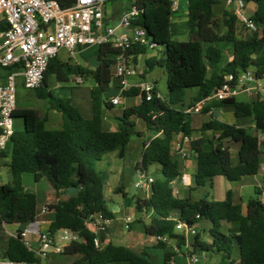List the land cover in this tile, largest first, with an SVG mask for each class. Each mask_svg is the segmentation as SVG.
<instances>
[{
	"label": "trees",
	"instance_id": "obj_1",
	"mask_svg": "<svg viewBox=\"0 0 264 264\" xmlns=\"http://www.w3.org/2000/svg\"><path fill=\"white\" fill-rule=\"evenodd\" d=\"M61 8H70L77 0H55ZM175 1H187L189 40L177 41L172 37L171 26L175 12ZM235 1V0H233ZM255 5L252 19L258 31L240 38L237 35L235 12L225 10L221 21L214 7L222 0H104L105 11L110 6L118 17L132 6L141 10L134 21L147 30L148 39L154 45L151 50L164 46V57L147 59L149 69L160 65L167 71V97L154 96L147 100L138 89L125 92L124 97H139L136 105L127 106L117 116V129L107 131L103 127L105 113L115 105L106 97L112 81L114 58L120 51L109 44L98 48L101 63L97 68L79 66V76H92L95 85L91 89L92 117L85 118L69 98L52 94L50 76L58 81H67L66 69L71 65L56 56L49 62L41 85L34 90L36 97L48 103L49 108L62 116L59 129L46 127L47 114L37 108L21 107L17 101L14 119L20 118L22 126H15L10 149L0 151L9 157L7 168L13 169V179L0 184V226L5 224H29L38 215V195L25 188L24 174H41L55 189L57 202L49 205L55 210L48 232L54 236L59 230L70 229L79 232L82 240L73 241L64 248L63 255L73 258L69 264H156L149 248L135 250L125 245L109 243L97 248L95 234L86 223L101 213L113 220L117 213L109 205L105 195V183L98 164L107 153L118 151L124 157L132 135L136 133V120L152 132L138 164L144 171L153 164L161 166V177L153 183L148 197L135 198L138 213L152 210L154 215L144 231L153 237L168 236L177 248L186 246L185 235L177 230L178 223L187 227L197 225L201 219L211 222L210 242L201 240V233L193 236L192 248L188 254L198 251L218 254L219 262L214 264H235L233 248H239V264H264V194L263 187L254 188L243 209L235 203L233 191L227 192L224 200L210 201L208 194L197 199L191 196H174L173 182L181 175L180 162L174 154L177 137H192L193 114L186 108L214 95L221 88L228 75H238L248 69L255 70L257 80L264 79V0H242ZM108 21V20H107ZM8 28L0 20V32ZM232 44V59L228 60L219 43ZM148 48L136 47L129 54H145ZM18 67L0 68V82ZM156 85V84H155ZM23 87V82H18ZM25 89V88H24ZM195 89V95L186 105L188 90ZM33 91V90H32ZM156 92H159L156 87ZM232 108L236 118H252L255 125L240 126L220 120L219 117L202 123L198 131L201 136L191 139L189 146L196 161L195 188L213 187L214 178L225 177L228 181H240L247 176L261 172L264 145V99L240 101L237 96L207 102L202 112ZM1 132V130H0ZM242 142L240 150L226 146L225 142ZM264 144V142H263ZM264 181V170L262 173ZM192 189V191H194ZM72 191L67 199L61 196ZM199 216V218H197ZM222 222L231 224L227 233L221 230ZM1 228V227H0ZM22 229L16 236L8 238V246L0 251V258H9L21 264H41V259L23 240ZM168 241L159 240L154 248H168ZM61 255V254H60ZM174 252L167 250L162 264H170Z\"/></svg>",
	"mask_w": 264,
	"mask_h": 264
},
{
	"label": "built area",
	"instance_id": "obj_2",
	"mask_svg": "<svg viewBox=\"0 0 264 264\" xmlns=\"http://www.w3.org/2000/svg\"><path fill=\"white\" fill-rule=\"evenodd\" d=\"M231 3L233 0H226ZM178 10V1L172 7ZM141 14V10L135 5L123 11L116 24L108 23L104 0H77L70 8H61L55 0H0V20H5L8 28L0 32V68L18 67V70L6 75L0 82V151L6 150L14 135L15 123L14 113L17 108L18 80L22 79L23 86L27 90L38 88L48 69L52 58L58 56L62 49L73 53L79 47H101L109 44L118 49L120 53L115 56L112 66V76L119 80L118 90L121 96L110 98L113 105H120L125 92L135 88L147 100L154 96L160 98L161 94L156 92L154 82L139 80L131 82L129 77L138 74L134 60L136 55L129 54L136 47L153 48L148 39L146 28L134 23ZM235 14L241 22L251 31H258L255 21L244 14L243 8L235 9ZM142 72H140V75ZM82 78H78L81 82ZM255 70L248 69L238 75H228L225 83L213 96L198 102L193 107L186 108L187 113H201L204 105L215 99L222 100L230 96H237L241 92L253 93L257 82ZM139 98V97H138ZM191 137L180 135L176 141L177 150L182 152L184 145L189 144ZM264 135H260V145L263 147ZM155 177L147 172H140L135 182L136 188L141 190L145 197L151 194ZM0 184L1 180H0ZM264 200V194L262 195ZM48 207L43 208L46 212ZM199 218V216H197ZM111 219L105 218L98 213L87 223L99 226L101 223H111ZM134 219L131 215L124 218L125 228H130ZM86 223V224H87ZM5 225V224H3ZM29 226V225H28ZM177 230L186 237L185 249L193 247L189 238L198 233L196 225L187 227L178 223ZM63 243H58L56 235L52 236L48 230H32L27 227L22 232L26 245L35 252L46 264L50 261L52 254H62L67 244L73 241H81L82 238L77 231L63 229ZM36 234L37 245L27 239L28 234ZM156 241L172 242L168 236L154 237ZM94 245L102 248L99 238L95 236ZM187 252V251H186ZM200 256L197 252L188 254L187 264H198ZM0 264H21L9 258H0ZM174 264V260L170 261Z\"/></svg>",
	"mask_w": 264,
	"mask_h": 264
},
{
	"label": "rangeland",
	"instance_id": "obj_3",
	"mask_svg": "<svg viewBox=\"0 0 264 264\" xmlns=\"http://www.w3.org/2000/svg\"><path fill=\"white\" fill-rule=\"evenodd\" d=\"M225 3L226 0H223ZM230 5V11L234 12V7H231ZM223 5H218L214 7V10L217 12L218 18L221 20L223 18V11H224ZM255 5L253 3H249L247 5V9L245 10V15L248 16L250 14V9H254ZM182 10V9H181ZM178 11L175 16L177 15L178 18L175 16L173 17V21L177 19L179 23H172V34L177 41H187L189 40V37L187 35L186 25L180 21L185 20V15L183 14V11ZM184 15V16H183ZM106 16H108V21H111L116 17V13L113 12L112 7H108L106 11ZM236 30L238 36L244 35L245 37L250 36L253 32L248 29L240 20L236 22ZM223 47L230 53V49L228 47V44H223ZM96 47L84 50L82 52H74L70 53L66 49H62L59 52V59L64 63H69L72 67L71 69H66L68 80L67 81H58L55 75L50 76V83H51V90L52 94L56 97H60L63 99L69 98L72 100L73 104H75L81 114H83L85 117L90 115V108H91V98H90V89L95 84V80L92 76H86L82 83L78 82V66L79 65H85L86 62L90 61L93 57L94 53L96 52ZM164 46H159L155 50H153L150 53L140 54L139 55V62L136 66V69L138 71V74L135 76H131L128 78L129 81L133 82L136 81L138 78L141 77L140 72L144 73L146 76L147 81L154 82L156 84V87L161 94L163 98L167 97L168 93V83H167V71L165 67L157 65L153 69H149L147 65V59L151 56H155L158 59H161L164 57ZM93 53V54H92ZM264 82V79L261 80ZM120 82L118 79L112 76V81L110 84V87L106 93V95L110 94L111 92H116L119 96L121 94L120 91H117L115 87L119 86ZM195 93V89L188 90L187 93V99H186V105L190 101V97L192 94ZM18 97V103H20L21 107H30V108H37L41 111L42 114L49 113L48 109V103L44 100H40L36 97L34 90H27L23 88L18 89L17 93ZM239 99L242 100H249L251 98H248L245 94H239ZM138 97H124L122 99V102L120 105H116L113 110H108V113L110 116H113L114 113L121 114L123 109L127 107L130 104H133L134 102H138ZM222 119L229 123H242L243 121H246L242 126H251L252 119L251 118H236L233 112L232 108H224L223 110ZM207 113H200L197 114L196 117L193 119V124L198 126V128L201 127L202 122L201 120L209 119V116L206 115ZM20 118H15V123L17 124ZM136 120V133L132 135L130 138V143L125 151L124 157H121L119 155L118 151H113L109 155H105V158L98 164V167L103 172H110L109 174L113 177L112 178V184H106L105 185V195L108 200L109 205H113L114 202L119 203L123 205L124 207V214H130L134 215L135 213H138L135 207V198H143L145 197L144 194L136 188L135 182L137 180V165L141 162L142 154H143V143L146 138L145 135L141 133V131L144 129V124L138 119ZM197 133V132H196ZM10 145L8 146V148ZM174 154L177 156L180 151L177 150V144H174ZM235 150V149H234ZM2 163V159L0 158V180L1 183H5L7 179V169L6 166H4ZM264 167V156H263V162H262V168ZM122 173V175H121ZM148 174L151 176H154L155 178L161 177V166L158 164H153L148 167ZM23 182L26 189L37 193L39 197V203L40 207L42 203L48 199L49 192L52 190V192H55V189L51 187V184L44 179L41 182H36V174H24L23 175ZM256 186L263 187L264 190V181L263 176L259 173L255 176H247L243 178L240 181H228L223 176H218L214 178L213 181V187L205 186L200 187L195 192V198L202 197L205 194H208V197L211 201L216 200H224L226 198L227 192L231 189H233L236 193H238L242 197V201L244 203H247L250 197L255 195L254 188ZM72 191H69L66 193V196L71 194ZM112 207V206H111ZM123 216L119 215V218L116 220V224H122ZM140 218V216H139ZM148 220V215L145 214L141 217V219ZM135 222V221H134ZM133 222V223H134ZM221 230L223 232L228 231L227 223L222 222L221 223ZM211 226V222L206 219H201L199 223L196 225L197 230L201 233V240L210 242L211 237L209 234V228ZM12 228V225L7 224L5 227V230H10ZM134 231L137 232L135 235H138V242L136 245H134L132 248L135 250H141L143 248H149L150 253L156 262V264H161L163 262V256L164 253L169 250L171 252H174V256L172 259L174 260V264H183L182 260L183 258H187L188 253L186 252L185 247H182L181 249L177 248L176 243L174 241L169 242L167 249L162 248H152L155 244H157V241H151L148 235L144 234V231L142 229V225L139 222L134 223ZM1 232L3 231V228L1 227ZM121 232L123 235H131L132 230L131 228H125L124 223L121 225ZM133 234V233H132ZM63 231L59 230L56 234V239L58 243H63L62 240ZM4 237H0V248L4 245ZM27 239L29 241H32V244L36 246V242L34 240V237L30 234H28ZM194 241L193 236L189 238V243ZM200 256V262L198 264H205L206 259L208 260L207 264H212L213 262L212 257L209 256V253L206 256L205 252L198 251L197 252ZM233 258L237 260L235 264H239V248L234 245L233 248ZM73 258H68L64 256L63 254H55V258L53 260L54 264H69ZM210 260V261H209ZM41 264H46L45 260L41 261Z\"/></svg>",
	"mask_w": 264,
	"mask_h": 264
},
{
	"label": "crops",
	"instance_id": "obj_4",
	"mask_svg": "<svg viewBox=\"0 0 264 264\" xmlns=\"http://www.w3.org/2000/svg\"><path fill=\"white\" fill-rule=\"evenodd\" d=\"M231 4L232 6L231 7H234V12H235V9L238 8V7H242L243 8V11H244V14H245V10L247 9V5L249 3H246L242 0H235V1H232L231 3L229 2H224L222 0V3L220 5H223L225 8H224V11L227 10V11H230V5ZM108 9V8H107ZM182 9V10H181ZM183 11L184 15H185V20L183 21H180L182 23H184V25H186V30H187V35L189 37V27H188V18H187V1H179L178 2V10L177 11H174L175 14L178 12V11ZM223 11V12H224ZM216 12V11H215ZM255 13V8L254 9H250V14L248 15V17H251L252 18V15H254ZM174 14V16H175ZM217 14V12H216ZM183 15V16H184ZM108 17V16H107ZM176 18H178V16L176 15L175 16ZM118 17H115L114 19H112L111 21H108V23L110 24H116L117 21H118ZM224 18V17H223ZM223 18L221 19V21L223 20ZM238 20H239V17H238ZM179 23V21H177V19L175 21L172 20V23ZM171 33H172V26H171ZM238 35V34H237ZM172 37L174 38L173 34H172ZM240 38H244L245 36L244 35H241V36H238ZM175 39V38H174ZM177 40V39H175ZM188 41V40H187ZM223 44H228V47L230 49V53H228V51L225 49V47H223ZM219 47L223 48L225 50V54H226V57L228 58V60H231L232 59V44L231 43H219L218 44ZM92 48H95V46L93 47H79L77 48L74 52H82L84 50H89V49H92ZM96 52L94 53L93 57H98V47H96ZM153 50L151 49H148L146 53H150L152 52ZM73 52V53H74ZM93 54V53H92ZM59 55V54H58ZM59 58V56H57ZM152 57V56H151ZM91 58V59H92ZM137 58V64L139 62V55L136 56ZM60 60V59H59ZM61 61V60H60ZM89 62H86L85 65H79V66H84V67H91L89 65ZM69 64V63H68ZM136 64V65H137ZM78 66V67H79ZM92 68V67H91ZM86 76H79L78 78H82L81 82H83L84 78ZM146 80V76L144 73L141 74V77L138 78L136 81H133V82H137L139 80ZM119 81V80H118ZM18 82H22V79L19 78ZM155 82V81H154ZM95 85V84H94ZM93 87V86H92ZM91 87V89H92ZM118 87H115L118 90ZM254 87L256 88V90L253 91V93H246V92H241L239 94H245L247 95L248 98H251L249 100H242V99H239V94L237 95V98L240 100V101H246V102H251V101H255L257 100L258 98L260 99H264V82H262L261 80L257 81L255 84H254ZM19 88H23V87H19ZM24 89V88H23ZM91 89H90V98H91ZM120 93V92H119ZM121 94V93H120ZM195 95V93L192 94V96ZM114 96H119L116 92H111L110 94L106 95V97L108 98H111V97H114ZM191 96V97H192ZM190 97V98H191ZM138 102H134L133 104H130L128 106H131V105H136ZM75 105V104H74ZM76 106V105H75ZM77 107V106H76ZM48 108H49V105H48ZM78 109V107H77ZM49 113H46L47 114V123H46V127L49 128V129H59L61 128L62 126V116L59 112L55 111V110H52V109H49ZM79 110V109H78ZM223 110L222 109L220 111V120L224 121L222 119V115H223ZM202 113V112H201ZM197 114H200V113H197ZM197 114H193V119L196 117ZM83 115V114H82ZM121 114H118V113H114L113 116H110L108 111L105 113V118H104V122H103V127L105 130L107 131H115L117 129V116H119ZM206 115H210L209 116V119H206V120H201V122H205V121H209L210 119L214 118V116H216V114L214 115V113L212 112H208ZM84 116V115H83ZM85 117V116H84ZM92 117V107L90 108V115H88L87 117L85 118H91ZM252 119V118H251ZM20 122H18L17 124L15 123V119H14V123H15V126L17 127H21L22 126V121L19 119ZM226 122V121H225ZM229 123V122H228ZM235 124L237 125H240L242 126L244 123H246V121H243L242 123H236L234 122ZM252 127L255 125L254 123V120L252 119ZM233 124V123H232ZM193 127L196 129V131H194L191 139H197L201 136V133L198 131V126H196L195 124H193ZM197 132V133H196ZM141 133L143 135L146 136L145 140H144V143H143V148L146 147V145L148 144L149 142V139L151 138L152 136V132L148 131L144 125V129L141 131ZM180 138V136L177 137V140ZM130 143V141H129ZM128 143V145H129ZM128 147V146H127ZM10 147L8 148V151H9ZM127 149V148H126ZM111 153V152H110ZM110 153H107L106 155H109ZM0 158L2 159V163L4 166H6V169L8 170L7 168V164L9 162V157H3L1 155V152H0ZM105 158V155L104 157ZM176 158L179 160L180 162V169H181V175L173 182L172 186H173V190H174V196L178 197V198H186L188 196H191L193 197L194 199H197L195 198V192L198 190V189H194L195 188V182H194V174H195V171H196V161L194 159V154L192 153L191 149H190V146L189 144H185L184 145V148H183V151L181 153H179V155L176 156ZM263 170H264V167L261 168V172L260 174L262 175L263 173ZM112 173V171H108L107 173L106 172H103L102 171V175H103V180H104V183L105 185L106 184H112V178L114 179L115 175H113V177L109 174V173ZM140 172H147L148 171H144L142 169L141 166L137 165V175L138 173ZM122 175V173H121ZM45 178L41 175V174H36V182H41L43 181ZM116 179V178H115ZM52 187V186H51ZM26 188V187H25ZM54 189V188H53ZM192 189H194V191H192ZM233 191V198H234V202L235 203H241L243 205V209L245 210L246 209V203H244L242 201V197L236 193L233 189H231ZM67 193V192H66ZM66 193H64L61 198L62 199H67L71 194L67 195L66 196ZM37 194V193H36ZM199 198V197H198ZM209 199V197H208ZM57 197H56V191L55 192H52V190L49 192V197L47 200H45L41 207H40V203H39V197H38V215H37V218H36V221L34 223H31L29 224L28 227H30V229L36 231V230H40V231H46L49 229L50 227V224L51 222L53 221L54 219V215H55V210L54 209H51L49 207V205L51 204H55L57 202ZM210 200V199H209ZM135 201V200H134ZM211 201V200H210ZM114 212L117 213L116 217L111 221L110 224H107V223H101L99 226L95 227L94 225L92 224H89L87 223L86 224V227L92 232L95 234L96 237L99 238V241L100 243L102 244V247L108 245L109 243H113V244H117V245H125V246H128V247H133L134 245H136V243L138 242V235H135V233L137 234L136 231H134V223L135 222H139L141 223L142 225V229L144 231V225H143V222L145 223H149L152 216L154 215V212L152 210H145L143 213H135L134 215L132 214L131 216L133 217L134 219V223L131 224L130 228L132 230V233L131 235L127 236V235H123L122 232H121V225L124 223V218L130 214H124V207L123 205L119 204V203H116L114 202L113 205H111ZM44 207H48V210L46 212H43V208ZM145 214L148 215V220H145V219H141L142 216H144ZM119 215L123 216L122 220H123V223L122 224H116V220L119 218ZM140 216V218H139ZM12 225V228L10 230H5V227L6 225H1L0 227L3 228V231L4 232H1V228H0V237H4V245L2 248H0V251H4L7 246H8V238L10 236H16L19 232V229L21 227L20 224H10ZM227 228L231 227L232 225L231 224H228L227 223ZM144 234L145 231H144ZM30 235H32L34 237V240L37 244V241H38V237L36 234H33L31 233ZM147 235V234H146ZM149 236V235H148ZM150 240L151 241H154L156 240L153 236H149ZM211 241V240H210ZM193 243V241L191 242V244ZM156 245V244H155ZM154 245V246H155ZM154 246L152 248H154ZM193 248V247H191ZM155 249V248H154ZM208 253H206V256L208 257L207 255ZM209 256L214 258L213 259V262H211L212 264L214 263H217L220 261L221 259V256L218 255V254H212V253H209ZM55 258V254H52L50 256V261L53 263V260ZM210 261V260H209ZM182 263L183 264H187V258H183L182 260ZM208 263V260L206 259V262L205 264ZM54 264V263H53ZM162 264V263H161ZM204 264V263H203Z\"/></svg>",
	"mask_w": 264,
	"mask_h": 264
},
{
	"label": "water",
	"instance_id": "obj_5",
	"mask_svg": "<svg viewBox=\"0 0 264 264\" xmlns=\"http://www.w3.org/2000/svg\"><path fill=\"white\" fill-rule=\"evenodd\" d=\"M101 63V60L98 57H94L90 60L89 65L92 68H97L99 66V64ZM135 65L137 64V58H135L134 60ZM217 90L214 91V93H216ZM216 116L219 117L220 116V111L217 110L215 112ZM226 146H230L235 150H240L242 148L243 145V141L242 142H237L236 140H229L225 142ZM7 179L8 180H12L13 179V169L10 168L7 170ZM29 223L25 222L21 225L20 229L25 230L28 227ZM193 250V248H192Z\"/></svg>",
	"mask_w": 264,
	"mask_h": 264
}]
</instances>
